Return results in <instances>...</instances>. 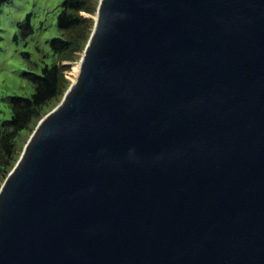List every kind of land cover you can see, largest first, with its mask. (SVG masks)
Returning <instances> with one entry per match:
<instances>
[{"label": "water", "instance_id": "95a60500", "mask_svg": "<svg viewBox=\"0 0 264 264\" xmlns=\"http://www.w3.org/2000/svg\"><path fill=\"white\" fill-rule=\"evenodd\" d=\"M0 264H264V0H99L0 186Z\"/></svg>", "mask_w": 264, "mask_h": 264}, {"label": "rangeland", "instance_id": "374dc122", "mask_svg": "<svg viewBox=\"0 0 264 264\" xmlns=\"http://www.w3.org/2000/svg\"><path fill=\"white\" fill-rule=\"evenodd\" d=\"M62 2L63 0H8L0 5V124L11 117V97L32 95L34 86L25 74H41L45 66L56 63L62 68L65 81L61 94L44 104L39 109L40 116L16 134L13 164L20 157L39 120L61 101L66 88L77 74L76 66L82 56L84 42L78 40V48L71 46L69 51L59 54H54L50 47V40L60 33L57 17ZM86 2L87 9L79 14L94 22L99 0ZM27 15L31 17L33 32L24 36L19 23ZM74 34L80 35L78 31Z\"/></svg>", "mask_w": 264, "mask_h": 264}, {"label": "trees", "instance_id": "16d2710c", "mask_svg": "<svg viewBox=\"0 0 264 264\" xmlns=\"http://www.w3.org/2000/svg\"><path fill=\"white\" fill-rule=\"evenodd\" d=\"M6 1L8 0H0V5ZM86 9V0H63L57 17V28L60 33L50 40V47L54 54L67 52L71 46L77 47L79 45L78 40L84 42V49L94 24L91 19L79 14L80 11ZM19 26L24 36L33 32L29 15L19 23ZM76 31L80 35H75L74 32ZM67 32L69 35H66ZM62 71L60 66L53 63L50 66H45L41 74L33 72L25 74L33 83L32 95L30 97L13 96L10 98L11 117L0 124V186L17 162L14 164L12 162L14 160V138L16 134L40 116L39 109L44 104L61 94L65 84Z\"/></svg>", "mask_w": 264, "mask_h": 264}, {"label": "bare ground", "instance_id": "6f19581e", "mask_svg": "<svg viewBox=\"0 0 264 264\" xmlns=\"http://www.w3.org/2000/svg\"><path fill=\"white\" fill-rule=\"evenodd\" d=\"M78 68H79V63H78L77 66H76V73H77V71H78Z\"/></svg>", "mask_w": 264, "mask_h": 264}]
</instances>
